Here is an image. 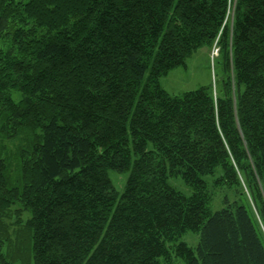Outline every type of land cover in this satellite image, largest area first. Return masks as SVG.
Masks as SVG:
<instances>
[{
  "label": "trees",
  "instance_id": "1",
  "mask_svg": "<svg viewBox=\"0 0 264 264\" xmlns=\"http://www.w3.org/2000/svg\"><path fill=\"white\" fill-rule=\"evenodd\" d=\"M213 43L219 90L160 86ZM25 244L34 264H264V0H0V264Z\"/></svg>",
  "mask_w": 264,
  "mask_h": 264
},
{
  "label": "rangeland",
  "instance_id": "2",
  "mask_svg": "<svg viewBox=\"0 0 264 264\" xmlns=\"http://www.w3.org/2000/svg\"><path fill=\"white\" fill-rule=\"evenodd\" d=\"M214 48H218L217 54H214ZM218 52L219 47L215 43H213L210 48L205 45L199 47L186 58L184 65H179L162 75L159 78L160 86L170 95L181 96L187 91L196 90L200 87H211V85L212 90L216 92V89H220L222 77L224 76V57L223 54L219 55ZM241 88L243 89L244 87L242 86ZM12 97L15 101H18L21 94L18 91H13ZM15 147L13 143H8L7 147L3 149V155L10 156L14 159ZM134 158L133 156L132 162ZM107 173L113 187L120 195L125 189L129 170L119 172L114 169H108ZM15 174L16 170L13 172V175ZM204 178L207 180L210 179L209 176ZM166 181L169 186L185 195H190L192 193V187L184 182L181 174H169ZM216 192L217 194L214 198L215 202L212 204L213 211L220 209L224 205L218 203L220 190ZM21 207L22 205L16 202L11 206V209H21ZM17 217H20L23 221L27 220L31 217V211L23 209L13 214V219ZM178 241H184L189 246L196 247L198 243V234L193 231H187L179 237ZM9 250L11 251V248ZM10 253L14 255L12 258L14 264H34L32 251H28L26 244L20 249L19 247H15Z\"/></svg>",
  "mask_w": 264,
  "mask_h": 264
},
{
  "label": "built area",
  "instance_id": "3",
  "mask_svg": "<svg viewBox=\"0 0 264 264\" xmlns=\"http://www.w3.org/2000/svg\"><path fill=\"white\" fill-rule=\"evenodd\" d=\"M216 44V43H215ZM215 50L213 52H215L214 54H217L218 48H214Z\"/></svg>",
  "mask_w": 264,
  "mask_h": 264
}]
</instances>
